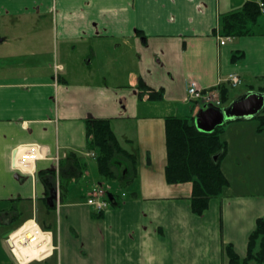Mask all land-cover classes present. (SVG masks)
Here are the masks:
<instances>
[{
    "label": "crops",
    "instance_id": "0c3cea01",
    "mask_svg": "<svg viewBox=\"0 0 264 264\" xmlns=\"http://www.w3.org/2000/svg\"><path fill=\"white\" fill-rule=\"evenodd\" d=\"M246 1L0 0V27L12 26L0 31V264H18L6 240L32 219L52 248L26 264H226L227 244L245 257L264 218V129L254 118L223 123L228 185L197 215L191 183L165 178L164 120L194 122L206 105L187 96L188 79L217 97L230 73L244 93L264 89V17L251 34L218 40L219 18ZM140 79L161 98L149 99ZM92 118L109 121L134 174L120 156L116 177L99 173ZM241 166L250 184L230 190ZM98 177L122 191L106 193ZM99 188L101 211L86 202Z\"/></svg>",
    "mask_w": 264,
    "mask_h": 264
},
{
    "label": "trees",
    "instance_id": "16d2710c",
    "mask_svg": "<svg viewBox=\"0 0 264 264\" xmlns=\"http://www.w3.org/2000/svg\"><path fill=\"white\" fill-rule=\"evenodd\" d=\"M261 14L257 3L249 0L235 11L227 12L219 18L220 33L227 37H238L252 33ZM137 87L148 92V98L158 100L162 89L153 90L145 86L140 79ZM220 105L228 104L231 88L228 82L219 84ZM258 91L264 92V89ZM258 130L264 129V108L254 117ZM166 164L165 178L171 184L191 183L190 208L200 215L206 209L209 199L218 197L228 185L221 169V160L226 154L227 145L221 138L223 124L211 132L199 131L192 118L168 116L165 118ZM86 135L90 145L96 149L99 173L107 178L116 177L114 160L123 157L131 165L134 174L135 157L125 151L116 141L107 119L92 118L86 120ZM46 230V229H44ZM226 264H264V218L256 219L255 227L248 236L247 252L240 258L233 246H225Z\"/></svg>",
    "mask_w": 264,
    "mask_h": 264
},
{
    "label": "water",
    "instance_id": "95a60500",
    "mask_svg": "<svg viewBox=\"0 0 264 264\" xmlns=\"http://www.w3.org/2000/svg\"><path fill=\"white\" fill-rule=\"evenodd\" d=\"M263 108L264 93L247 91L236 96L225 106L217 107L213 104H206L196 113L194 124L199 131L211 132L228 120L252 118ZM6 244L9 248H13V242L9 237Z\"/></svg>",
    "mask_w": 264,
    "mask_h": 264
},
{
    "label": "built area",
    "instance_id": "2783aa9c",
    "mask_svg": "<svg viewBox=\"0 0 264 264\" xmlns=\"http://www.w3.org/2000/svg\"><path fill=\"white\" fill-rule=\"evenodd\" d=\"M261 13H264V1L263 0H254ZM229 37L227 36H218V40H219V44L220 45H224L226 43V41L228 40ZM226 81L228 82V84L231 87H235L239 84L240 79L239 76L236 73H230L227 76ZM185 89H186V93L187 96L190 99H194V100H201L204 104H213L215 106H219L220 102L219 99L217 98V96H215L214 94H212V92L208 89V88H202L198 85L197 81L194 79H188L186 84H185ZM25 149H27L30 153L28 154V158L34 157L37 153V147L34 145H28L25 147ZM21 162V161H19ZM18 164V163H17ZM20 165V164H18ZM86 202L89 205H92L96 210L101 211L103 209H105L107 207L108 204V198L105 195V192L102 189H96L93 192H91V194H89ZM56 205L57 208L59 206V198L58 195H56ZM33 223H34V228H36L37 230L43 231L45 233H48L50 235V232L47 230L42 229L36 222L34 219H32ZM25 223V222H24ZM10 238V235H9ZM51 239V238H50ZM14 246V244H13ZM51 244H50V249H51ZM13 248H10L11 252H12ZM13 254V252H12ZM14 256V254H13ZM42 259V258H40ZM18 262V261H17ZM19 264V263H18Z\"/></svg>",
    "mask_w": 264,
    "mask_h": 264
},
{
    "label": "bare ground",
    "instance_id": "6f19581e",
    "mask_svg": "<svg viewBox=\"0 0 264 264\" xmlns=\"http://www.w3.org/2000/svg\"><path fill=\"white\" fill-rule=\"evenodd\" d=\"M10 239L14 244L12 252L19 264L43 258L50 251V235L34 228L32 220L11 233Z\"/></svg>",
    "mask_w": 264,
    "mask_h": 264
},
{
    "label": "rangeland",
    "instance_id": "374dc122",
    "mask_svg": "<svg viewBox=\"0 0 264 264\" xmlns=\"http://www.w3.org/2000/svg\"><path fill=\"white\" fill-rule=\"evenodd\" d=\"M264 17V13H261L260 15H259V17H258V20L259 19H262ZM258 27V26H257ZM0 31L2 32V31H5L6 33H8V32H12V26H10V25H8L6 28H2V27H0ZM7 50V49H6ZM5 51V50H4ZM52 57V56H51ZM51 57L49 58L50 60H52L51 59ZM46 60H47V58H45ZM10 60H13L14 62L16 61V59L15 58H13V59H11L10 58ZM21 60H23V61H27V59H25V58H21ZM244 87L243 86H241V85H237L232 91H231V93H233L234 95L235 94H242V93H244L243 91H244ZM242 92V93H241ZM217 96V95H216ZM218 99H219V96L217 97ZM221 106H225V105H220L219 104V107H221ZM255 121H257V119H254ZM93 163H94V161H92ZM98 179H99V181L100 182H102V185H100V186H102V188H103V190L106 192V193H116L117 192V190H119V191H122V189H121V187H120V184H119V181L118 180H115V181H108V182H105V179H103V178H99L98 177ZM251 176L250 175H246L245 174V169L241 166V168H235V170L234 171H232V175L231 174H229V180H230V182H231V184H230V190H233V188L235 187L236 189L239 187V186H243L244 184H250L249 183V181H251ZM106 184H105V183ZM247 187H249V186H247ZM100 189V188H99ZM125 189L123 188V191H124ZM250 264H255L253 261H251L250 262Z\"/></svg>",
    "mask_w": 264,
    "mask_h": 264
}]
</instances>
